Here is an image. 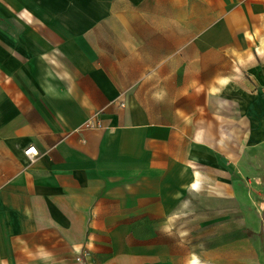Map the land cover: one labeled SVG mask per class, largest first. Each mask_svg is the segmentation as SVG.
<instances>
[{"label":"crops","instance_id":"crops-1","mask_svg":"<svg viewBox=\"0 0 264 264\" xmlns=\"http://www.w3.org/2000/svg\"><path fill=\"white\" fill-rule=\"evenodd\" d=\"M257 185L264 0H0V264H249Z\"/></svg>","mask_w":264,"mask_h":264},{"label":"rangeland","instance_id":"rangeland-1","mask_svg":"<svg viewBox=\"0 0 264 264\" xmlns=\"http://www.w3.org/2000/svg\"><path fill=\"white\" fill-rule=\"evenodd\" d=\"M254 192L253 207L255 217L257 220L254 222L253 227L246 230L252 245H255V250H248V263L249 264H264V185H257Z\"/></svg>","mask_w":264,"mask_h":264},{"label":"built area","instance_id":"built-area-1","mask_svg":"<svg viewBox=\"0 0 264 264\" xmlns=\"http://www.w3.org/2000/svg\"><path fill=\"white\" fill-rule=\"evenodd\" d=\"M99 124V122L97 123ZM38 154V150L36 148V146L32 145V147L28 148L26 151H25V155L28 157V158H33V156L37 155Z\"/></svg>","mask_w":264,"mask_h":264},{"label":"bare ground","instance_id":"bare-ground-1","mask_svg":"<svg viewBox=\"0 0 264 264\" xmlns=\"http://www.w3.org/2000/svg\"><path fill=\"white\" fill-rule=\"evenodd\" d=\"M198 264H201L200 262H198Z\"/></svg>","mask_w":264,"mask_h":264}]
</instances>
